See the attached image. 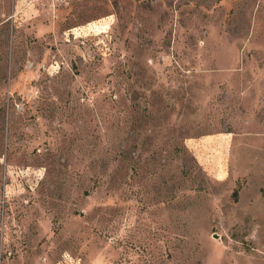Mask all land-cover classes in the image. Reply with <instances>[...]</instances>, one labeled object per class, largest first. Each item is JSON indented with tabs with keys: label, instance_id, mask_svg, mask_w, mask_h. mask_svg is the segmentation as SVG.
I'll return each instance as SVG.
<instances>
[{
	"label": "rangeland",
	"instance_id": "obj_1",
	"mask_svg": "<svg viewBox=\"0 0 264 264\" xmlns=\"http://www.w3.org/2000/svg\"><path fill=\"white\" fill-rule=\"evenodd\" d=\"M0 264H264V0H0Z\"/></svg>",
	"mask_w": 264,
	"mask_h": 264
}]
</instances>
